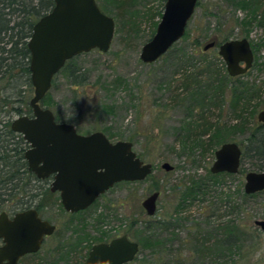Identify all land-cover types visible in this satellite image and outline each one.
I'll use <instances>...</instances> for the list:
<instances>
[{
  "label": "rangeland",
  "instance_id": "obj_1",
  "mask_svg": "<svg viewBox=\"0 0 264 264\" xmlns=\"http://www.w3.org/2000/svg\"><path fill=\"white\" fill-rule=\"evenodd\" d=\"M125 1L131 4L121 5L122 0L119 3L113 0H101L110 12L109 15L116 21V32L111 48L107 52L93 49L73 59L72 68L81 69L88 75V80L83 85L70 82L67 69L60 71L48 92L54 103L50 108L58 116L59 121L73 123L82 134L103 131L108 135L104 128H111L116 133H123L126 139L134 131L143 132L142 136L136 138L134 149L138 154L145 155V160L153 164L154 171L143 181L116 184L100 196L90 208L76 215L65 211L58 193L47 191L51 181L49 183L45 180L32 181V185L38 187L42 193L40 198L35 200V204L44 202L40 210L41 216L56 224L60 234L64 236L69 235L72 228L76 227V231L82 237L80 228L85 223L86 226L94 225L120 232L130 223L135 225V222L151 217L147 215L142 202L152 193L151 188L157 185L162 190L155 216L169 213L174 209L178 198L172 187L182 186L192 177H205L210 171L216 159V150L202 152L196 148L192 152L189 150L183 152L181 143L176 145L177 152L170 149L172 143L177 141L174 128L181 127L188 116L185 109L171 99V90L166 85L171 83L172 89L180 85L178 76L176 75L175 79L172 76L175 72L173 60H176L177 49L190 51L203 49L211 36L220 37L218 38L220 41L225 36H230V39L247 38L255 58L251 69L243 75V81L255 86L259 94L247 111H244L243 117L248 118L251 127L254 123H261L258 120V113L264 109L262 106L264 104V0H260L258 14L251 25L245 22L252 15L248 9L231 5L229 0H199L200 4L188 22L185 35L175 43V50H172V54L167 58L162 57L151 64L144 63L140 53L142 46L152 37V31L157 27L154 23L161 20V16L157 13L160 10L164 11L165 1ZM207 52L210 57H221L218 47ZM119 79L122 80L121 84H118ZM13 80L7 77L0 81L1 95L10 96L12 101L9 106L2 109L0 119L9 123L19 115L14 112L13 107L21 106L24 113L27 112V107L20 102V99L23 96L30 99L34 95V89H30L25 84L24 77L18 78L17 81ZM102 105H113L114 111L103 112ZM44 106L48 107L45 104ZM210 111L205 115L212 122L232 120L233 113L229 102H226L222 109L212 108ZM252 113H256V116H252ZM199 115L200 113H197V117ZM247 135L248 131H238L234 141L244 148ZM120 139L124 137L116 136L110 140L115 142ZM165 161L174 165L172 171H166L161 167ZM254 163L255 160L251 157L244 159L243 166L246 173L264 171V168H255ZM246 173L226 178L222 184L225 190L231 188V191H236L240 186L244 189ZM213 194L214 192L206 196V199L198 200L191 205L187 215L201 219V212L206 210L210 202L216 201ZM2 210L13 213V208L8 204ZM225 213L224 208L220 209L219 214L213 216V220L225 219ZM257 219H264L263 191L258 197L248 200L246 210L239 214L241 228L244 232L248 231L251 239L246 234L242 235L240 248L237 249L236 254L238 264L264 263V231L255 224ZM46 241L42 248L41 253H44L42 256L49 251L55 253L54 249L58 244V238L53 235L47 237ZM79 245H81L80 240L75 246ZM142 256L143 253L140 251L139 257ZM31 260L26 258L21 264H29ZM61 264L65 263L61 262ZM186 264H195V262L187 260Z\"/></svg>",
  "mask_w": 264,
  "mask_h": 264
},
{
  "label": "trees",
  "instance_id": "obj_2",
  "mask_svg": "<svg viewBox=\"0 0 264 264\" xmlns=\"http://www.w3.org/2000/svg\"><path fill=\"white\" fill-rule=\"evenodd\" d=\"M96 1L105 13H110L101 0ZM113 1L119 3L121 0ZM229 2L231 5L251 11V18L245 20L247 25H251L258 14L260 0H229ZM120 3L121 5L131 4L125 0ZM199 4L200 1L197 6ZM54 5V0H0V81L7 77L14 79L13 81L24 77L25 84L30 89H34L31 81V53L28 41L35 23ZM162 12L160 10L157 14L162 17ZM158 23L159 21H156L154 26L156 27ZM155 31L156 29L152 31V36ZM218 38L220 37L211 36L208 41L216 40L219 45L230 39V36H225L222 41ZM196 42L199 44L198 40ZM174 46L175 44L162 57L167 58L172 54V50H175ZM176 51V60H173L175 72L172 76L174 79L176 75L178 76L180 85L175 89L171 88V83L166 85L171 90V99L185 109L188 116L181 127L174 128L177 141L172 143L170 149L175 151L177 143H181L183 152L187 150L192 152L196 148L202 152L215 151L223 143L234 141L238 131H248L246 143L244 148L242 147L241 167L237 174L246 173L243 166L246 157L255 160V168L263 169L264 125L257 122L251 127L248 118L243 117L252 101L258 96L259 90L251 86V83L243 81V74L230 76L222 57H210L207 51L200 48L192 51L179 48ZM75 57L68 60L60 71L67 69L70 82L83 85L87 82L88 75L81 69L72 68V61ZM56 76L57 74L53 83ZM121 83L122 80L119 79L118 84ZM180 88L182 90L178 91ZM30 99L25 96L20 99V102L27 107V112L24 113L21 106L13 107L14 112L19 115L31 114ZM11 102L10 96L3 97L0 92V111L5 106H9ZM226 102L230 104L233 113L232 120L212 122L206 118V112H211L212 108L222 109ZM44 104L48 106L47 108L54 106L48 93L41 101L43 107H45ZM262 106L264 108V104ZM114 107L113 105H102L101 111L110 113L114 111ZM197 113H200L198 117ZM255 114L252 113V116L255 117ZM55 117L59 121L56 114ZM5 127L3 132L0 131V211L8 204L13 211L34 207L40 212L44 202L35 204V200L39 199L42 193L38 187L35 188L32 185V181L42 179H38L28 169L25 159L28 143L20 133L11 129L9 122ZM104 130L109 135H107L109 139H114L116 136L125 139L123 133H116L111 128H104ZM142 135L143 132L137 130L126 139L134 143L136 138ZM138 155L146 161L144 154ZM234 176L235 174L227 172L213 174L208 171L205 177H192L182 186L174 185L172 189L178 198L171 212L135 222L132 236L139 242L140 250L133 263L186 264L188 260L195 264H238L236 254L237 249L240 248L239 242L242 235L246 234L248 238L250 237L248 231L244 232L241 228L239 214L246 210L248 200L258 197L262 191L247 194L241 186L236 191H231V188L226 191L222 184L226 178ZM45 181L50 182L49 179ZM49 190L50 186L47 188V191ZM161 190L162 188L158 185L151 188L152 192ZM212 192H214L216 201L210 202L206 210L201 212V219L187 215L191 205L198 200L206 199V196ZM223 208L226 210L225 219L213 220V216L218 215L220 209ZM221 220H223L222 223H220ZM53 236L58 238L55 253L49 251L42 256L44 254L41 253L42 248L47 242L45 240L38 252L24 256L19 264L26 258L32 259L29 264H61V262L82 264L86 254H82L83 246H75L79 243L78 241L61 235L58 229ZM140 251L143 253L142 257H139Z\"/></svg>",
  "mask_w": 264,
  "mask_h": 264
},
{
  "label": "water",
  "instance_id": "obj_3",
  "mask_svg": "<svg viewBox=\"0 0 264 264\" xmlns=\"http://www.w3.org/2000/svg\"><path fill=\"white\" fill-rule=\"evenodd\" d=\"M199 0H165L164 11L154 35L142 46L140 58L151 64L159 60L186 33ZM54 7L39 18L33 27L28 47L34 95L30 99L32 116L16 117L11 129L21 133L30 144L25 152L29 171L44 179L54 175L51 190L59 192L66 211L78 212L90 207L97 198L123 181H143L154 171L145 162L130 140L111 141L103 131L82 134L74 124L56 121L52 109L41 101L52 87L56 74L66 62L93 49L107 52L116 32L114 17L105 13L96 0H54ZM217 45L208 41L203 50ZM219 55L230 76L247 73L254 63V51L247 38H235L218 45ZM244 63V65H243ZM264 125V109L258 113ZM242 148L236 141L223 143L215 151L210 169L213 174H237L241 167ZM161 167L172 171L165 161ZM244 191H264V171L245 174ZM160 191L149 194L142 202L148 216L157 213ZM264 231V219L255 220ZM56 226L42 218L35 208L10 217L0 214V264H19L20 259L38 252ZM140 244L127 235L111 242L95 244L83 264H125L137 256Z\"/></svg>",
  "mask_w": 264,
  "mask_h": 264
},
{
  "label": "flooded vegetation",
  "instance_id": "obj_4",
  "mask_svg": "<svg viewBox=\"0 0 264 264\" xmlns=\"http://www.w3.org/2000/svg\"><path fill=\"white\" fill-rule=\"evenodd\" d=\"M215 47H218V45H216ZM214 47V48H215ZM254 64V63H253ZM243 65H244V63H243ZM246 74V73H245ZM244 75V74H243ZM2 111V110H1ZM1 111H0V113H1ZM23 115V114H22ZM27 115H29V116H32V113L31 114H27ZM18 116H20V115H18ZM17 116V117H18ZM15 119V118H14ZM13 119V120H14ZM12 120V121H13ZM12 121L10 122V126H11V123H12ZM56 121H57V119H56ZM58 122H65V121H58ZM7 124V121H2L1 119H0V131L1 132H3L4 131V129L6 128L5 127V125ZM73 124V123H72ZM76 127V126H75ZM77 128V127H76ZM77 131H78V129H77ZM79 132V131H78ZM80 133V132H79ZM21 134V133H20ZM22 135V134H21ZM23 136V135H22ZM23 138H24V136H23ZM28 143V142H27ZM30 148V144L28 143V148L27 149H29ZM26 159V158H25ZM145 162H147V161H145ZM28 163V162H27ZM29 169V168H28ZM35 174V173H34ZM35 176H36V174H35ZM37 177V176H36ZM38 178V177H37ZM53 178H54V175H51V176H49V177H47V178H44V179H42V180H46V179H49L50 181H51V183H52V181H53ZM38 179H40L41 180V178H38ZM123 182H127V181H123ZM120 183V182H119ZM118 184V183H117ZM116 185V184H115ZM114 185V186H115ZM50 190H51V185H50ZM51 192H53L52 190H51ZM53 193H58L59 194V196H60V193L57 191V192H53ZM103 195V194H102ZM101 195V196H102ZM98 199V198H97ZM96 199V200H97ZM60 200H61V197H60ZM96 202V201H95ZM94 202V203H95ZM93 203V204H94ZM61 204H62V201H61ZM92 204V205H93ZM91 205V206H92ZM63 206V205H62ZM90 206V207H91ZM90 207H88V208H90ZM32 208H34V207H32ZM64 208V207H63ZM87 208V209H88ZM30 209V208H29ZM87 209H84V210H80V211H78V212H70V211H66L67 213H69V214H71V215H76V214H78V213H82V212H84L85 210H87ZM25 210H27V209H25ZM7 212L8 213V215L10 216V217H13L17 212H20V211H24V210H19V211H13V213H9L7 210H2L1 212H0V214L2 213V212ZM39 215L41 216V214H40V212H39ZM42 217V216H41ZM43 218V217H42ZM52 223V222H51ZM54 224V223H53ZM55 226H56V230H55V232L57 231V229H58V226L56 225V224H54ZM82 227L80 228V233L82 234V237H80L79 236V233L76 231V227H73L72 228V230L70 231V234L69 235H67L68 237H69V239H71V240H73V241H77L78 240V242H79V240H80V243H81V245L83 246V248H84V254H86V256L84 257V260H83V262H82V264L85 262V260L87 259V257L89 256V252L91 251V249H92V247L95 245V244H98V243H103V242H111L113 239H115V238H117V237H120V236H123V235H127V237L130 239V240H132V241H137V240H135V238L132 236V233H133V231H134V223H130L129 225H128V227L125 229V230H122V231H120V232H117V231H115V230H107V229H103L102 227H99V226H94V225H88V226H86V223L85 224H82L81 225ZM94 227V229H92ZM115 231V232H114ZM55 232H54V234H55ZM54 234H52V235H54ZM51 235V236H52ZM49 237V236H48ZM46 239H47V237H46ZM45 239V240H46ZM45 242V241H44ZM138 242V241H137ZM3 242H2V239H0V245L2 244ZM85 244H86V246H85ZM43 245H44V243H43ZM43 247V246H42ZM28 255V254H27ZM26 256V255H25ZM24 257V256H23ZM22 257V258H23ZM21 258V259H22ZM20 259V260H21ZM135 259V258H134ZM133 261L134 260H132V261H130V262H128V263H125V264H132L133 263ZM20 262V261H19Z\"/></svg>",
  "mask_w": 264,
  "mask_h": 264
}]
</instances>
